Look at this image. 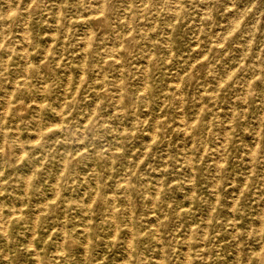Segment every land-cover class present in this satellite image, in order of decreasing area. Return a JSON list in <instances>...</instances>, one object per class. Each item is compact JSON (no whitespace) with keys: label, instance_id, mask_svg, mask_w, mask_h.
Segmentation results:
<instances>
[{"label":"rangeland","instance_id":"374dc122","mask_svg":"<svg viewBox=\"0 0 264 264\" xmlns=\"http://www.w3.org/2000/svg\"><path fill=\"white\" fill-rule=\"evenodd\" d=\"M263 165L264 0H0V264H264Z\"/></svg>","mask_w":264,"mask_h":264},{"label":"bare ground","instance_id":"6f19581e","mask_svg":"<svg viewBox=\"0 0 264 264\" xmlns=\"http://www.w3.org/2000/svg\"><path fill=\"white\" fill-rule=\"evenodd\" d=\"M6 13H7V12H6ZM228 16H229V15H228ZM83 17H84V16H83ZM247 18H248V17H247ZM85 19H86V18H85ZM242 31H243V30H242ZM25 33H26V32H25ZM22 34H24V33H22ZM36 37H37V36H36ZM26 44H27V43H26ZM25 46H26V45H25ZM26 47H27V46H26ZM26 47H25V48H26ZM22 48H23V47H22ZM23 49H24V48H23ZM7 53H8V52H7ZM60 115H62V114H60ZM18 155H19V154H18ZM19 157H20V156H19ZM19 157H17V158H19ZM263 167H264V165H263ZM263 172H264V171H263ZM232 201H233V200H232ZM231 203H232V202H230V204H231ZM0 209H1V208H0ZM233 222H234V221H233ZM0 223H1V222H0ZM5 225H6V223H5ZM5 225H4V226H5ZM5 228H6V226H5ZM4 231H6V230H4ZM4 231H3V232H4ZM130 235H131V234H130ZM128 246H129V245H128ZM128 246H126V247H128ZM127 252H128V251H127ZM186 255H187V254H186ZM186 255H185V256H186Z\"/></svg>","mask_w":264,"mask_h":264}]
</instances>
